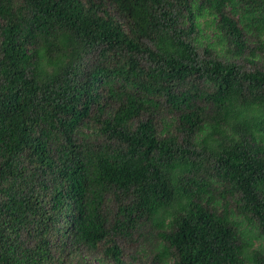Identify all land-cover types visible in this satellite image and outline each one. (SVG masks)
Masks as SVG:
<instances>
[{"label":"trees","instance_id":"obj_1","mask_svg":"<svg viewBox=\"0 0 264 264\" xmlns=\"http://www.w3.org/2000/svg\"><path fill=\"white\" fill-rule=\"evenodd\" d=\"M0 264H264V0H0Z\"/></svg>","mask_w":264,"mask_h":264}]
</instances>
